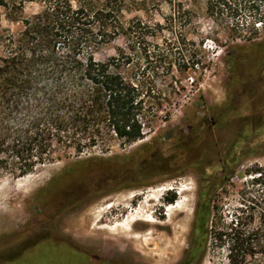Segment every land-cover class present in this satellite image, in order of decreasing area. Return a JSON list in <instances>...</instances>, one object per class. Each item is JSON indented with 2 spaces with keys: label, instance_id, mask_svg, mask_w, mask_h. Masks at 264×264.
<instances>
[{
  "label": "rangeland",
  "instance_id": "rangeland-1",
  "mask_svg": "<svg viewBox=\"0 0 264 264\" xmlns=\"http://www.w3.org/2000/svg\"><path fill=\"white\" fill-rule=\"evenodd\" d=\"M22 1L24 15L40 8L35 0ZM122 1L123 20L137 17L153 28L147 35L150 58L142 63L149 72L155 69L154 84L170 104L163 102L153 130L134 143L114 141L104 152L96 148L26 176L1 178L0 264H177L200 192L210 198L215 217L228 221L264 188V60L254 67L247 60L250 45L264 43V25L257 22L254 34L244 29L235 38L227 29L232 21L264 15V2L215 21L204 0ZM173 7L184 13L171 32L166 25ZM0 24L21 28L2 7ZM175 36L185 58L193 52L202 56L198 67L176 65L167 73L154 62L153 46L163 48L164 40ZM235 41L243 48L233 66ZM123 45L118 37L95 57L104 59ZM171 82L179 90L168 96ZM93 156L123 165L114 167V183L107 171L91 169L74 178L79 190L73 179L59 178L45 188L51 177ZM177 201L182 208L167 209ZM132 216L127 226L119 225ZM226 255L223 246L207 244L199 264H229Z\"/></svg>",
  "mask_w": 264,
  "mask_h": 264
},
{
  "label": "trees",
  "instance_id": "trees-1",
  "mask_svg": "<svg viewBox=\"0 0 264 264\" xmlns=\"http://www.w3.org/2000/svg\"><path fill=\"white\" fill-rule=\"evenodd\" d=\"M35 1L39 10L24 15L22 0L12 5L0 0L8 19L21 24L17 31L0 24V179L26 176L38 166L96 148L104 152L114 141L121 146L134 143L153 130L163 102L170 104L154 84L155 69L149 72L142 63L150 58L147 35L153 28L137 17L123 20L122 0H77L76 5L71 0ZM257 2L264 0H204L206 14L215 21L257 9ZM183 13L173 7L167 30L181 26ZM257 22L264 25V15L255 13L245 23L232 21L227 29L234 38L244 29L254 34ZM118 37L124 45L96 59L95 54ZM179 43L175 36L165 39L163 48L153 46L154 62L167 73L176 65L186 70L202 63L198 52L188 59L181 55ZM232 47L234 66L243 47L236 41ZM249 49L253 54L248 64H263L264 43L254 42ZM177 90L171 82L167 95ZM82 163L58 178L76 184V176L92 169L107 171L110 181L115 166L123 169L121 163L97 156ZM174 198L167 197V202ZM251 202L223 221L200 192L187 247L177 264H199L207 244L223 246L229 264H264V188Z\"/></svg>",
  "mask_w": 264,
  "mask_h": 264
},
{
  "label": "bare ground",
  "instance_id": "bare-ground-1",
  "mask_svg": "<svg viewBox=\"0 0 264 264\" xmlns=\"http://www.w3.org/2000/svg\"><path fill=\"white\" fill-rule=\"evenodd\" d=\"M164 189V187H158L157 188V190L158 191H161V190H163ZM109 207V206H108ZM183 207V203L181 202V201H177V202H175L174 204H171V205H169L168 207H167V209L169 210V209H180V208H182ZM128 218V217H127ZM134 220V217L132 216L131 218H128V219H126V220H124V222H120L119 223V225H125V226H127L131 221H133ZM123 225V226H124ZM112 228V227H111Z\"/></svg>",
  "mask_w": 264,
  "mask_h": 264
},
{
  "label": "flooded vegetation",
  "instance_id": "flooded-vegetation-1",
  "mask_svg": "<svg viewBox=\"0 0 264 264\" xmlns=\"http://www.w3.org/2000/svg\"><path fill=\"white\" fill-rule=\"evenodd\" d=\"M62 172H63V171H62ZM62 172H60L57 176L51 177L50 180L48 181V183L46 184V186L50 185V184L52 183V181H54L55 178H58L59 175H60ZM114 179H115V175H114V173H113V174L111 173L110 182H113ZM50 235H51V234H49V236H50Z\"/></svg>",
  "mask_w": 264,
  "mask_h": 264
}]
</instances>
